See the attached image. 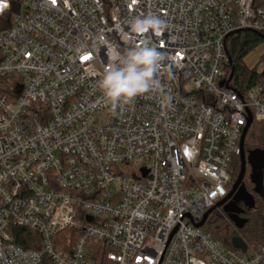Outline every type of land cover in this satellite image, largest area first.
<instances>
[{
  "label": "built area",
  "instance_id": "1",
  "mask_svg": "<svg viewBox=\"0 0 264 264\" xmlns=\"http://www.w3.org/2000/svg\"><path fill=\"white\" fill-rule=\"evenodd\" d=\"M148 14L167 28L137 37ZM245 31L264 35V0H0V264H264L195 227L264 122V80L226 86ZM144 41L161 91L113 112L107 51Z\"/></svg>",
  "mask_w": 264,
  "mask_h": 264
},
{
  "label": "trees",
  "instance_id": "2",
  "mask_svg": "<svg viewBox=\"0 0 264 264\" xmlns=\"http://www.w3.org/2000/svg\"><path fill=\"white\" fill-rule=\"evenodd\" d=\"M261 35L245 31L234 34L227 40V51L230 63L225 68V75L229 79L233 68L234 75L231 79V86L243 94L264 80V71L258 74L254 69H249L245 65L246 57L259 45L264 43V40L260 37ZM262 60L264 62V55L262 56ZM244 149L246 152L254 150L264 151V122H254L252 124L245 138ZM240 168V159L237 158L232 165L233 172L228 186L229 192L239 176ZM249 176L250 167L247 166L243 184L246 190L253 194L255 207L247 211L246 218L248 222L245 227L242 230H237L229 221L227 215L222 210L217 209L208 217L202 229H206L205 233L211 235L214 240L224 246L233 248V239L239 237L247 247L253 250H259L264 247V201L253 193L254 186L251 184ZM19 232L20 234L21 232L28 234L25 230H19ZM17 244L24 248H34L22 242L20 238L17 240Z\"/></svg>",
  "mask_w": 264,
  "mask_h": 264
},
{
  "label": "clouds",
  "instance_id": "3",
  "mask_svg": "<svg viewBox=\"0 0 264 264\" xmlns=\"http://www.w3.org/2000/svg\"><path fill=\"white\" fill-rule=\"evenodd\" d=\"M129 25L137 37L149 32L160 36L167 28L166 21L155 14L136 17ZM107 56L98 87L113 112L139 96L161 91V82L156 76L164 56L155 44L144 41L126 51L113 46L108 49Z\"/></svg>",
  "mask_w": 264,
  "mask_h": 264
},
{
  "label": "water",
  "instance_id": "4",
  "mask_svg": "<svg viewBox=\"0 0 264 264\" xmlns=\"http://www.w3.org/2000/svg\"><path fill=\"white\" fill-rule=\"evenodd\" d=\"M264 40V35L260 36ZM232 68V73L230 75L229 80L227 81L226 86H228V83L231 81L234 72ZM251 118L249 119V122L244 129L243 136L241 139V148L242 153L240 156V173L239 176L232 186L231 191L229 192L228 196L223 199L222 201L218 202L214 207H212L210 210H208L203 219L200 223L196 224V228H202L207 221L208 217L217 210L218 208L223 206V212L227 215L229 221L234 225V227L237 230H242L245 225L247 224L248 220L243 219L240 216L244 213V210L239 208V204L242 203L245 208L252 210L255 207V199L253 194L249 193L244 184L243 180L246 175V168L247 166L250 167V181L251 184L254 186L253 193L257 196H259L264 201V188H263V177H264V151L262 150H254L250 152H246L244 149V141L246 138V135L248 133V130L251 125ZM232 199L229 203L225 205V203ZM233 247L237 250H240L242 252H246L247 245L244 243V241L236 237L232 241Z\"/></svg>",
  "mask_w": 264,
  "mask_h": 264
},
{
  "label": "rangeland",
  "instance_id": "5",
  "mask_svg": "<svg viewBox=\"0 0 264 264\" xmlns=\"http://www.w3.org/2000/svg\"><path fill=\"white\" fill-rule=\"evenodd\" d=\"M264 55V43L259 45L248 57L245 59V65L249 69H254L257 71H263L264 70V62L262 60V56ZM233 170H231V173ZM204 232L206 229H202ZM229 250H234L230 246H225Z\"/></svg>",
  "mask_w": 264,
  "mask_h": 264
},
{
  "label": "flooded vegetation",
  "instance_id": "6",
  "mask_svg": "<svg viewBox=\"0 0 264 264\" xmlns=\"http://www.w3.org/2000/svg\"><path fill=\"white\" fill-rule=\"evenodd\" d=\"M231 200H232V199L228 200V201L225 203V205H226L227 203H229ZM238 206H239V208H241V209L244 210V213H243L240 217L243 218V219H247V218H246V213H247V211H248L249 209L245 208L244 205H243L242 203H240ZM218 210H222V211H223V206L220 207V208H218Z\"/></svg>",
  "mask_w": 264,
  "mask_h": 264
}]
</instances>
